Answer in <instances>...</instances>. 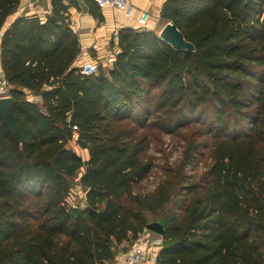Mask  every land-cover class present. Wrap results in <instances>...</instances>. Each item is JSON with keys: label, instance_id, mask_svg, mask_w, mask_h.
<instances>
[{"label": "trees", "instance_id": "obj_1", "mask_svg": "<svg viewBox=\"0 0 264 264\" xmlns=\"http://www.w3.org/2000/svg\"><path fill=\"white\" fill-rule=\"evenodd\" d=\"M19 3L0 0L1 65L24 134L0 116V264H110L147 213L164 227L160 264H264V0H166L160 23L195 50L124 27L112 68L95 75L75 66L63 0L45 21L13 18ZM128 117L167 133L201 123L208 140L134 192L152 165L146 138L115 126ZM75 137L87 160L68 147ZM202 148L212 164L187 174ZM80 172L84 206L69 202Z\"/></svg>", "mask_w": 264, "mask_h": 264}, {"label": "crops", "instance_id": "obj_2", "mask_svg": "<svg viewBox=\"0 0 264 264\" xmlns=\"http://www.w3.org/2000/svg\"><path fill=\"white\" fill-rule=\"evenodd\" d=\"M68 6L66 14L69 16L71 28L78 34L80 42V56L75 66L81 67L84 62H98L104 71L112 68L115 54L118 51V33L124 27L137 24V18L141 10L151 13L150 29L158 34L164 24H161L160 11L166 0H131L135 6L132 17H126L111 6L91 10L88 0H63ZM53 10V0H20L13 18L38 17L45 21ZM2 34H0V54ZM0 72L4 77L0 57ZM155 233V232H154ZM150 234V233H149ZM159 235V234H158ZM133 245L124 242L115 258L110 264L121 263L126 258V253ZM162 248V239L151 246L150 253L142 264H160L158 255Z\"/></svg>", "mask_w": 264, "mask_h": 264}, {"label": "rangeland", "instance_id": "obj_3", "mask_svg": "<svg viewBox=\"0 0 264 264\" xmlns=\"http://www.w3.org/2000/svg\"><path fill=\"white\" fill-rule=\"evenodd\" d=\"M1 75L0 72V78ZM4 95H10L8 88H6ZM29 97L38 100L35 95H29ZM144 100L146 99L144 98ZM142 105L147 104L142 102ZM132 114L133 116L139 115V109H135ZM115 126L121 127L124 130L132 131L136 137L146 138V147L142 156L147 161L151 162L152 170L145 179L135 184L133 188L134 192L147 193L153 191L167 176V169H177L183 157L186 155L187 150L190 149L191 142H207L208 140V137L203 133V129L200 128L202 126L201 123L194 121L186 128L175 129L173 133H167L160 131L159 129H152L148 126L142 127L139 122H136L135 120L132 121L131 117L119 121ZM68 147L75 150L84 160L88 159V150L80 147L77 142V137L69 141ZM200 150L202 153H199V151L193 153L194 157L191 158V161L186 167L187 174L200 177L212 164V158L208 149L202 148ZM80 176L81 172L78 177L73 179L74 185L71 190L69 202L84 206L86 203V191L79 183ZM147 214L151 221H156L157 215ZM147 234L151 239L159 241L160 235L157 233L147 229Z\"/></svg>", "mask_w": 264, "mask_h": 264}, {"label": "built area", "instance_id": "obj_4", "mask_svg": "<svg viewBox=\"0 0 264 264\" xmlns=\"http://www.w3.org/2000/svg\"><path fill=\"white\" fill-rule=\"evenodd\" d=\"M100 8L111 6L126 17H132L135 6L131 0H94ZM151 13L148 10H141L137 18V24L131 28L150 29ZM81 70L85 75H95L100 71V64L98 62H84L81 65ZM7 83L3 76L0 78V97L6 96ZM157 240L151 239L147 234V230L139 235V238L133 243L126 253V258L118 264H142L148 254L151 246L156 244Z\"/></svg>", "mask_w": 264, "mask_h": 264}, {"label": "water", "instance_id": "obj_5", "mask_svg": "<svg viewBox=\"0 0 264 264\" xmlns=\"http://www.w3.org/2000/svg\"><path fill=\"white\" fill-rule=\"evenodd\" d=\"M159 37L170 43L175 49L195 50V45L186 39L178 26L169 21L159 32ZM15 100L12 95L0 97V116L14 133L19 142L24 141L23 131L14 112ZM147 229L159 235H163L164 227L161 222L153 221L147 224Z\"/></svg>", "mask_w": 264, "mask_h": 264}]
</instances>
